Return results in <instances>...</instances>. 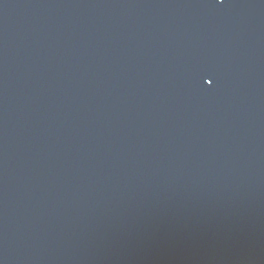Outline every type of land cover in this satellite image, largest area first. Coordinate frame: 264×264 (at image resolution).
Masks as SVG:
<instances>
[{
	"label": "water",
	"instance_id": "95a60500",
	"mask_svg": "<svg viewBox=\"0 0 264 264\" xmlns=\"http://www.w3.org/2000/svg\"><path fill=\"white\" fill-rule=\"evenodd\" d=\"M0 264H264V0H0Z\"/></svg>",
	"mask_w": 264,
	"mask_h": 264
}]
</instances>
